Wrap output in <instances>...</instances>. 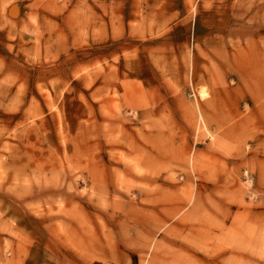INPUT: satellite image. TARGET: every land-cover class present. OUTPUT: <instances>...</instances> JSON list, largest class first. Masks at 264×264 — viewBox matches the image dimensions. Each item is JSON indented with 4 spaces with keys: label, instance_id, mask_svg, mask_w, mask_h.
Here are the masks:
<instances>
[{
    "label": "rangeland",
    "instance_id": "obj_1",
    "mask_svg": "<svg viewBox=\"0 0 264 264\" xmlns=\"http://www.w3.org/2000/svg\"><path fill=\"white\" fill-rule=\"evenodd\" d=\"M0 264H264V0H0Z\"/></svg>",
    "mask_w": 264,
    "mask_h": 264
}]
</instances>
